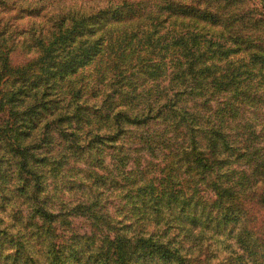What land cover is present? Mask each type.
Instances as JSON below:
<instances>
[{
	"label": "trees",
	"instance_id": "trees-1",
	"mask_svg": "<svg viewBox=\"0 0 264 264\" xmlns=\"http://www.w3.org/2000/svg\"><path fill=\"white\" fill-rule=\"evenodd\" d=\"M12 1L0 0V80L5 72L24 85L9 98L0 94V112L12 101L24 106L30 95L13 98L27 87L34 86L36 98L96 58L126 61L138 54L141 73L163 89L148 112L164 115L176 137L193 142L177 162L187 175L178 184L167 162L151 178L145 170L121 172L128 189L122 200L130 208L121 228L114 220L95 222L101 200L89 202V228L100 226L89 233V264H195L184 241L210 227L250 253L244 264H264V124L251 119L259 108L264 121V0H89L87 10L70 6L87 0H26L40 7L25 8L28 14L54 3L59 11L47 32L30 37L39 55L19 65L7 61L17 38H26L3 17ZM104 14L108 23L99 20ZM44 103L37 98L26 108ZM243 115L244 123L237 121ZM36 118L18 120L26 125ZM198 136L207 142L203 152Z\"/></svg>",
	"mask_w": 264,
	"mask_h": 264
},
{
	"label": "rangeland",
	"instance_id": "rangeland-1",
	"mask_svg": "<svg viewBox=\"0 0 264 264\" xmlns=\"http://www.w3.org/2000/svg\"><path fill=\"white\" fill-rule=\"evenodd\" d=\"M15 1L3 17L13 32L26 36L24 40L17 38L7 55V61L19 65L39 55L40 47L30 45V37L47 32L59 8L54 3L28 14V7L39 9V5ZM250 1L259 5L261 0ZM91 3L87 0L70 6L78 9L84 5L87 10ZM101 16L102 23L111 19L107 14ZM4 57H0V67ZM125 59L96 58L36 98L31 94L34 86L27 87L13 98L30 95L24 106L12 101L0 112V264H89V233L100 231V226L89 228L91 200H101L95 222L114 220L118 229L123 214L130 209L122 200L128 190L123 172L145 170L146 178H151L157 165L162 168L167 162L174 184L187 177L185 166L179 168L177 162L182 152H190L192 140L176 137L166 126L168 118H154L155 111L148 112V104L163 90L158 87L160 82L141 73L138 54ZM4 74L0 94L9 98L11 90L24 84L11 82ZM168 80L162 82L164 91ZM143 81L145 85H141ZM37 98L45 103L27 109ZM211 105L216 106L215 101ZM253 112L256 115L248 116L264 124L261 110ZM34 114L36 123H19ZM244 118L237 121L244 123ZM197 138L198 151L203 152L207 142ZM209 229L202 228L196 240L195 232L186 238L189 259L195 264H244L250 253H243L234 238L216 236L212 227ZM111 234L116 231L111 230ZM250 248V252L257 251ZM259 257L264 260V254Z\"/></svg>",
	"mask_w": 264,
	"mask_h": 264
}]
</instances>
